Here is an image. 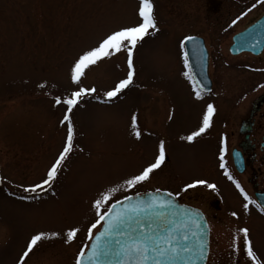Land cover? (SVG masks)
<instances>
[{
    "label": "rangeland",
    "instance_id": "obj_1",
    "mask_svg": "<svg viewBox=\"0 0 264 264\" xmlns=\"http://www.w3.org/2000/svg\"><path fill=\"white\" fill-rule=\"evenodd\" d=\"M153 3L158 31L134 50L132 83L117 97L104 96L126 76L123 51L86 70L81 86L96 91L82 97L71 113L73 151L50 186L26 192L45 178L63 148L67 128L60 120L66 106L56 105L54 98L63 99L76 88L69 75L72 61L109 30L138 23L139 0H0V264H18L32 235L54 231L60 235L38 241L23 264H76L96 218L92 201L153 162L161 140L166 156L160 168L112 200L157 189L197 199L193 204L209 217L211 228L205 264L253 262L240 228L249 230L253 251L264 264V218L255 206L244 209L243 195L220 166V150L224 161L233 124L264 92V49L257 56L231 55L228 46L235 32L262 13L264 2ZM192 35L204 38L212 82L199 99L189 74L184 75L181 41ZM208 103L215 108L210 127L187 141L184 137L199 128ZM133 113L139 139L132 135ZM196 179L215 188L184 189ZM69 227L79 232L66 243Z\"/></svg>",
    "mask_w": 264,
    "mask_h": 264
},
{
    "label": "snow or ice",
    "instance_id": "obj_2",
    "mask_svg": "<svg viewBox=\"0 0 264 264\" xmlns=\"http://www.w3.org/2000/svg\"><path fill=\"white\" fill-rule=\"evenodd\" d=\"M256 2L260 4L264 0H256ZM255 6L253 5V7ZM137 16L138 23L120 25L115 29L109 30L94 46L81 50L72 61L69 75L70 81L76 85V88L63 99L59 96L54 98L56 105L63 103L66 106V110L60 120V124H66L67 128L63 148L48 168L45 178L40 183L29 185L24 189L26 192H35L38 189L45 190V186H50L61 170L62 164L73 151L76 129L71 119V113L82 97L91 95L96 91L94 87L86 88L81 86V81L86 75V70L91 66L97 65L103 59L111 58L123 51L127 53L126 76L118 79L114 86L104 93V96L109 99L117 97L122 90L132 83L135 73L134 50L147 35L158 31L153 0H139ZM239 19L240 17L238 16L232 23L235 24ZM193 39L194 37L192 36L183 37L181 46L183 47L186 41H192ZM184 64L185 66L188 65V54L186 52L184 53ZM184 75L188 76V73L185 72ZM189 79H192V77L189 76ZM194 90L196 98H201L203 86H197L194 82ZM214 111V105L208 103L199 128L192 131L184 139L191 142L204 133L211 125ZM131 129L132 135L139 139L141 132L138 128L135 113L131 116ZM220 151V166L223 168L224 148L222 147ZM165 156V143L161 140L158 144V153L153 162H149L136 174L123 180L122 183L106 188L92 201L91 206L95 209L96 218L87 229V239L91 241L93 237L95 238V243L91 244V251L87 253L90 259H98L99 256L105 254H114L118 258L116 264H176L178 258L190 257L193 254L194 249L190 244L180 243L181 240L184 242L189 240V223H178L166 212L168 209L175 208L173 200L169 198L172 193L161 194V191L157 189L155 193L150 194V197L145 199H141L140 193H135L134 196L125 195L122 207L120 206V200H112L116 192L124 189H133L138 184L148 181L154 170L160 168L162 162L165 160ZM225 174L229 176V179L232 178L228 172ZM198 185H206L212 189L215 188L214 184H208L205 180L196 179L191 184H185L184 189L194 188ZM236 187L240 188L239 183L236 184ZM241 192L243 193V189H241ZM176 195H179V193H176ZM244 198L246 201L248 200L246 193H244ZM251 203H255V201H251ZM248 206V203L243 205L245 210L248 209ZM257 207L261 211H264V205L258 204ZM175 215L173 213V216ZM180 215L187 217L191 224L197 227L200 219H202L199 212L184 211ZM232 215L236 216L237 214L233 212ZM98 226H100L99 229ZM181 229L184 230L183 234L178 236L177 232ZM93 230L96 231L94 232ZM78 232V228L69 227L65 242L73 241ZM238 233L243 234V245L246 248L248 257L255 261V264H261L253 251L252 243L248 236L249 230L247 228H240L238 229ZM58 235L60 234L55 231L51 233L38 232L32 235L27 243V247L19 257L18 264H23L25 258L33 247L37 245L38 241L47 236L56 237ZM192 235H196V233L193 232ZM206 243L207 241L205 240L199 246L198 255L200 258L204 257V245ZM233 244L235 246V238ZM86 248L87 245L80 249L76 258V264H83Z\"/></svg>",
    "mask_w": 264,
    "mask_h": 264
},
{
    "label": "water",
    "instance_id": "obj_3",
    "mask_svg": "<svg viewBox=\"0 0 264 264\" xmlns=\"http://www.w3.org/2000/svg\"><path fill=\"white\" fill-rule=\"evenodd\" d=\"M194 39L192 41H186L184 44V51L188 54V68L190 74L193 78V81L197 86H203L204 92H207L211 88V80L208 76L207 66V50L204 45L203 38L199 36H192ZM264 46V14L258 18L255 22L247 26L242 31L234 34L232 36V44L229 46V52L231 54H238L242 51H248L252 54H259ZM155 192H147L141 194V199L149 198L150 194ZM161 194H167L165 191H161ZM134 196V195H133ZM173 200L175 204L174 209L166 210L167 214L175 219L178 223H189V240L187 242L180 241V243L190 244L194 249L193 254L190 257H180L177 259L176 264H205L207 252H208V227L203 215L195 208L180 204L177 200L171 196L169 197ZM258 202L261 205H264V195H257ZM122 207L124 204L123 199L120 200ZM188 211V212H199L202 219L199 221L198 227L196 225H192L190 220L187 217H183L180 213ZM173 213L176 215L173 216ZM100 228V227H99ZM184 230H178L177 235H182ZM195 232L196 235H192ZM207 241L204 245L205 254L203 258H200L198 255V249L200 244L203 241ZM95 243V238L89 242L86 250L85 256L83 258V264H116L117 257L114 254H105L99 256L98 259H90L87 255L89 251H91V244ZM114 247V245H113Z\"/></svg>",
    "mask_w": 264,
    "mask_h": 264
},
{
    "label": "flooded vegetation",
    "instance_id": "obj_4",
    "mask_svg": "<svg viewBox=\"0 0 264 264\" xmlns=\"http://www.w3.org/2000/svg\"><path fill=\"white\" fill-rule=\"evenodd\" d=\"M263 13L264 10L259 16ZM235 123L230 130L231 143L225 148L226 160L223 161L222 174L226 176L228 183L238 190L240 196L243 195L242 198H244V193L247 194L248 200L246 201L244 198V202L255 206L264 218V211L257 207L259 204L257 194H264V92L250 101L245 112ZM233 153L236 156V161L233 159ZM226 172L231 175V179L225 174ZM237 183H239L240 188L236 187ZM241 189H243V193ZM174 195L179 202L197 207L203 212L209 226L210 236L209 217L199 206L193 204L198 202L197 199ZM251 201H255V203H251ZM252 263L255 261L250 264Z\"/></svg>",
    "mask_w": 264,
    "mask_h": 264
}]
</instances>
